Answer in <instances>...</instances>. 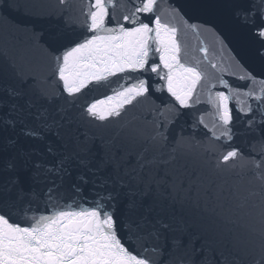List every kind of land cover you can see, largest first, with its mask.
<instances>
[{"label": "snow or ice", "instance_id": "obj_1", "mask_svg": "<svg viewBox=\"0 0 264 264\" xmlns=\"http://www.w3.org/2000/svg\"><path fill=\"white\" fill-rule=\"evenodd\" d=\"M116 6L88 0L78 22L0 0V23L54 66L41 81L0 60V264H163L154 257L174 246L199 264H264V0L170 3L185 30L213 38L192 51L157 0H126L119 16ZM113 83L106 100L84 99ZM143 101L150 129L102 134ZM241 136L260 150L213 162V142ZM237 158L257 181L243 190L220 183ZM202 205L227 210L219 247L191 229Z\"/></svg>", "mask_w": 264, "mask_h": 264}, {"label": "water", "instance_id": "obj_2", "mask_svg": "<svg viewBox=\"0 0 264 264\" xmlns=\"http://www.w3.org/2000/svg\"><path fill=\"white\" fill-rule=\"evenodd\" d=\"M20 2L21 4L32 6L41 11L62 10L78 22H83L84 16L82 12L86 10L88 6V0H65L64 4H60L59 0H20ZM116 2L117 6L115 13L119 16L123 11L121 5H124L126 0H116ZM170 3L183 4L184 0H157L162 19H166L178 27V39L180 42L186 45L190 51L201 46H208L211 48L213 45V38L210 35L201 34L197 36L193 32L185 30L178 17L175 19L172 18L169 10ZM234 46L239 50L242 46V42L237 39L234 41ZM195 54L203 55L199 52ZM5 58H15L25 72L35 76L41 81L50 77L54 70V66L50 59L46 58L39 50L28 47L27 37L15 32L8 22L0 23V60ZM115 87L116 84L113 83L109 87L93 88L91 91L87 92L84 99L89 103L106 100L108 96L113 94L112 89ZM111 103L113 102L107 101L106 104H102L100 107H106L107 104ZM156 103H159V101H156ZM153 107L151 101H143L134 108L129 106V110L122 120L106 124L100 131L105 136H113L116 134L122 135L124 131L129 128L148 130L151 128V121L154 116ZM211 147L214 154L211 157L213 162L216 157L226 154L228 150H231V147H239L246 154L249 152L255 154V152L260 150L259 144L252 143L247 137L243 136L237 138L232 145H228L226 141L223 143L213 142ZM250 181H252V177L248 175L247 159L237 158L235 161H230L220 176V183L239 185L242 190L249 185ZM252 182L257 183V181ZM227 216L226 209L216 208L213 210L211 207L205 209L202 205L200 210L189 212L188 221L192 231L197 233L204 243L219 247L221 241L225 239L228 228L230 227L227 223ZM210 219L211 222H209ZM199 246L200 243L198 242L197 248H199ZM133 247L142 253L145 250V245L142 241H137ZM147 255L153 256V253L149 251ZM242 255H244V253H242ZM154 258L162 260L163 264H192L193 261L199 264V253L195 252L191 246L169 247L162 255H156Z\"/></svg>", "mask_w": 264, "mask_h": 264}]
</instances>
